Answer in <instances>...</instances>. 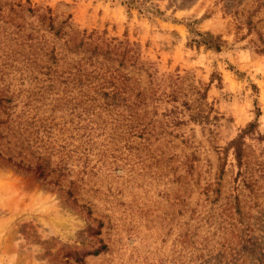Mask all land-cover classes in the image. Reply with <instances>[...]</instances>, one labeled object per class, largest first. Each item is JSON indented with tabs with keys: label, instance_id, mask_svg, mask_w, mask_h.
I'll return each instance as SVG.
<instances>
[{
	"label": "rangeland",
	"instance_id": "obj_1",
	"mask_svg": "<svg viewBox=\"0 0 264 264\" xmlns=\"http://www.w3.org/2000/svg\"><path fill=\"white\" fill-rule=\"evenodd\" d=\"M0 264H264V0H0Z\"/></svg>",
	"mask_w": 264,
	"mask_h": 264
}]
</instances>
